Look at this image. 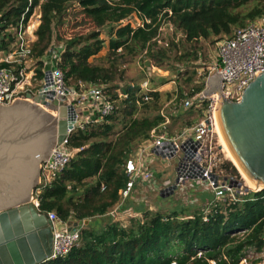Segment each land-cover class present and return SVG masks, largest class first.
Here are the masks:
<instances>
[{"label":"trees","instance_id":"16d2710c","mask_svg":"<svg viewBox=\"0 0 264 264\" xmlns=\"http://www.w3.org/2000/svg\"><path fill=\"white\" fill-rule=\"evenodd\" d=\"M75 2L80 9L71 17L69 8ZM35 10L40 13L32 43L37 78H43V58L57 42L63 46L57 65L64 71L67 83L78 90L82 84H103L105 92L116 101L110 115L101 117L95 111L93 117L100 121L69 135V147L80 150L39 193L42 211L54 210L60 219L69 221L102 216L120 200L119 191L128 181L127 159L165 121L161 111L145 114L149 104L159 101L158 90L113 84L124 75L118 70L117 60L142 54L159 65L170 60L172 49L179 43L173 38L165 46L159 45L162 27L170 24L181 34L185 48L180 57L174 56L175 60L196 61L200 40L222 39L234 28L264 15V0H0V32L18 25L23 15L27 22ZM134 13L140 20L138 26L124 24ZM67 20H72L75 31L70 36L63 31ZM105 27L110 61L106 66L90 60L105 47L106 40L101 37ZM7 47L2 39L0 49ZM204 87L202 81L187 94L179 89L175 97L178 101L183 98L177 104L178 117L183 115L180 111L187 110L201 116L203 108L184 110L180 103ZM118 88L128 96L118 95ZM172 93L167 92V99H172ZM141 107L145 113L139 116ZM173 116L169 115L172 122ZM192 123L188 121L187 125ZM223 168L240 178L232 161H225ZM250 248L258 252L264 249V189L250 191L235 205L214 207L208 221L204 220V209L198 208L192 212L148 210L129 226L115 221L103 226L89 222L68 254L42 264H241ZM260 261L261 258H247V264Z\"/></svg>","mask_w":264,"mask_h":264},{"label":"built area","instance_id":"2783aa9c","mask_svg":"<svg viewBox=\"0 0 264 264\" xmlns=\"http://www.w3.org/2000/svg\"><path fill=\"white\" fill-rule=\"evenodd\" d=\"M31 18L32 16L25 22L23 15L18 25H11L0 34L8 45L6 49L0 50V103L11 104L16 100L26 99L29 94L35 95L42 88L45 97L52 101L58 100L60 104L76 110L74 128L69 130L63 142L55 145L49 158L42 163L40 183L31 198L38 212L47 214L53 223L52 254L48 259H54L68 254L80 241L82 226L68 230L67 221L60 219L56 211H42L39 193L43 186L51 183L63 172L75 153L80 150L69 147V135L77 128L100 121L101 119H94L95 111H98L101 117L110 115L115 109L116 101L105 92L103 84H82L78 90L67 83L64 71L57 65L63 48L61 44L50 49L53 50L56 61L44 60V75L42 79H38L34 67L30 65V62L34 61L32 43L36 30L34 29L32 36L29 34ZM37 18L39 22L38 12ZM217 56L211 73L222 76L224 94L237 101L250 80H253L257 73L264 71V15L250 20L243 27L234 28L231 35L223 37L218 42ZM208 78L209 76L203 80L205 87ZM203 90L185 97L180 103L184 110L191 107L203 108L200 118L173 134L168 128L171 118L162 113L165 121L154 128L151 137L143 141L136 154L127 159L128 181L119 191L118 208L131 195L137 181L155 180L156 172L146 166L148 160L154 159L168 161L179 158L176 179L169 180L159 187L161 196H171L191 182L206 184L213 192V199L203 208L205 221L209 220L214 207L235 205L249 194L250 189L242 178L227 173L223 168L216 116L218 95L206 96ZM119 95L128 96L124 93ZM145 100H149V97L145 96ZM78 108L81 109V115L77 111ZM52 109L53 115L57 114L58 117L59 106ZM69 113L72 114V111ZM118 208L113 210L114 216L119 215ZM129 211L121 212H128L133 216ZM247 258H261L259 264H264V249L258 252L255 248H250L241 264L247 263Z\"/></svg>","mask_w":264,"mask_h":264},{"label":"water","instance_id":"95a60500","mask_svg":"<svg viewBox=\"0 0 264 264\" xmlns=\"http://www.w3.org/2000/svg\"><path fill=\"white\" fill-rule=\"evenodd\" d=\"M222 80L212 74L203 92L218 95L216 114L224 137L241 167L259 184L257 191L263 190L264 71L250 80L237 101L224 94ZM45 106H59V116ZM77 111L82 114L80 108ZM75 113L45 97L42 88L26 99L0 103V264H42L52 254L53 223L31 198L40 183L42 163L74 128ZM88 223L89 219H70L68 230Z\"/></svg>","mask_w":264,"mask_h":264},{"label":"rangeland","instance_id":"374dc122","mask_svg":"<svg viewBox=\"0 0 264 264\" xmlns=\"http://www.w3.org/2000/svg\"><path fill=\"white\" fill-rule=\"evenodd\" d=\"M78 9H80V7L77 2L71 5V7L69 8V13H72L71 17H73L74 11ZM37 12L38 10H35L29 23V34L31 36L34 31V26L37 23ZM123 23H130L134 27H137L140 23V20L137 14L134 13L126 18ZM107 30L108 27H105L101 35V37L106 40L105 47L99 52L96 57H92L90 59L94 63H99L105 66L110 64V61L107 59L109 50V35L107 34ZM63 31L66 36H70L75 33L72 28V20H67V23L63 27ZM174 33L177 32L175 31L174 27H172V25H164L162 27L161 40L159 41L160 46H165V43H167L166 41H169V39L173 38L176 43H179L177 47H174L172 49V57L170 58V60H166L161 65H159L151 58L146 57L144 54L139 56L126 55L125 58H119L116 62L118 70L124 71V75L122 77L120 76L121 78L117 79L116 82H113V84H120L122 85V87H126L129 84L140 85L143 91H150L151 89L158 90L161 93V96L156 105H153V103L149 104L150 106H148L146 113L141 107L137 115L140 116L142 113L151 115L155 114L158 111H161L166 115H174L173 124L170 123L168 126L170 130L169 132L173 134L178 132L182 127L186 126L188 121L194 122L200 117L198 112L195 110H187L185 112L180 111V115H183L178 117L180 109L177 104L183 97L178 101V98H176L175 96L180 88L182 89L183 94H187L191 92L194 87L201 84L204 78L212 75L211 68L218 59V42L221 40L215 37L200 40V42L197 43L199 59L196 61L179 62L175 60L174 56L177 58L180 57L185 48L181 42V34L177 33L176 35H174ZM54 43L55 45H59L57 42ZM53 47L54 45L49 48L47 53L48 55L46 57V59H51V62L56 61V56L53 50L50 51V49ZM30 65L34 67L36 72L37 60L34 59V61H31ZM188 77H191L192 80L189 81ZM173 91H175L174 95L172 93ZM36 92L37 91H35V93ZM117 92L119 95L120 93H123V90L118 88ZM167 92L172 93L173 97L171 100L167 99V97H169ZM46 108L49 112L52 113L53 109L51 107ZM219 142L221 145L220 138ZM221 149L222 150L220 152V156L222 157V160L224 162L230 160L229 158H227L226 152L222 145ZM178 159L179 158H174L163 162H161L160 160H154L155 162L153 161L152 163L148 160V162H146V166L152 168L156 172V178L152 182H145L142 180L137 181L134 187V189L137 188L136 193L133 198L128 201L127 204H129L133 212L136 211L138 213H132L133 216H130L128 219H126L124 224L127 223L126 225L129 226L134 218L141 219L144 213L148 210L154 212H170L174 209H185L189 212H192L198 208H205L206 205H208L209 201L213 199V192L206 186V184H195L193 182L187 184L186 187L176 191L171 196H160L159 187L163 185L162 182L168 178H171L172 180L176 179L177 166L179 163ZM238 172L245 184L247 183L248 185L247 179L243 177L242 173L239 170ZM247 187H249V185ZM250 191H257V189L251 188ZM111 217L113 218L112 215L109 217H102L101 221H96L95 223L102 224L103 226L112 220Z\"/></svg>","mask_w":264,"mask_h":264},{"label":"crops","instance_id":"0c3cea01","mask_svg":"<svg viewBox=\"0 0 264 264\" xmlns=\"http://www.w3.org/2000/svg\"><path fill=\"white\" fill-rule=\"evenodd\" d=\"M38 24H39V22H37L36 24H35V28L34 29H36L37 28V26H38ZM0 34L2 35V32H0ZM0 35V44H1V41H2V36ZM36 39V36H34L33 37V41ZM53 45H55V43H53ZM52 45V46H53ZM55 46H57V44L55 45ZM4 49V48H3ZM1 50V49H0ZM48 53V52H47ZM48 55V54H47ZM47 55L44 57V60L46 61V60H48L49 61V59H46V57H47ZM182 109V108H181ZM171 124H173V122H172V120H171ZM143 142V141H142ZM141 142V143H142ZM140 145L141 144H139L138 146H136L135 147V150L133 151V153H131L130 155H135L136 154V152H137V150H139V147H140ZM137 149V150H136ZM130 157V156H129ZM154 160H158V159H154ZM153 160V161H154ZM153 161H151V163L153 162ZM161 161V160H160ZM155 162V161H154ZM161 162H163V161H161ZM150 169H152V168H150ZM169 180H172L171 178H168V179H165L163 182H162V184H164L165 182H168ZM136 189L137 188H135L134 190H133V192H131V195L123 202V204H122V206H120V208H118V206H119V203H120V200L106 213V214H104V215H102V216H99V217H96V218H93V219H89V222H91L93 225H96V221H101V219H102V217H105V216H113V218L111 217V221H115V222H120L121 224H123V226H127L126 224H124L125 223V221H126V219H128L129 217H130V214L127 212V213H123V212H121V211H124V210H130L129 212L130 213H138V212H136V211H134L133 212V210H131L132 208L129 206V204H127L128 203V201L129 200H131L132 198H133V196L135 195V193H136ZM120 195V194H119ZM161 196V195H160ZM163 197V196H162ZM120 209V211H118V213H119V215H117V216H114L113 214H112V212H113V210H115V209ZM137 215V214H136ZM73 219V218H72ZM73 220H75V219H73ZM68 222V221H67ZM89 224V223H88ZM84 226H86V225H84ZM83 227V226H82Z\"/></svg>","mask_w":264,"mask_h":264},{"label":"bare ground","instance_id":"6f19581e","mask_svg":"<svg viewBox=\"0 0 264 264\" xmlns=\"http://www.w3.org/2000/svg\"><path fill=\"white\" fill-rule=\"evenodd\" d=\"M42 105V104H40ZM217 116V114H216ZM217 127H218V133H219V138L221 140V145L222 147L224 148L225 152H226V156L227 158H229L235 165L236 167L238 168V170L242 173L243 177L247 179V182H248V185H249V188L251 189H259V184L256 183L255 181H253L249 176L248 174L245 172V170L241 167V165L239 164V162L237 161L235 155L233 154L231 148L229 147L225 137H224V134L220 128V123H219V120H218V117H217ZM247 185V183H246ZM247 185V186H248Z\"/></svg>","mask_w":264,"mask_h":264}]
</instances>
